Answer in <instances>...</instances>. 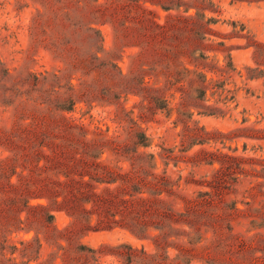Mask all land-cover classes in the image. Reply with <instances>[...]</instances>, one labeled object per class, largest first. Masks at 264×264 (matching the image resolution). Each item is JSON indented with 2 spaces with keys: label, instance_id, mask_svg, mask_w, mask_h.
Here are the masks:
<instances>
[{
  "label": "rangeland",
  "instance_id": "1",
  "mask_svg": "<svg viewBox=\"0 0 264 264\" xmlns=\"http://www.w3.org/2000/svg\"><path fill=\"white\" fill-rule=\"evenodd\" d=\"M89 140L150 171L98 187L134 204L89 229L0 184V264H264V0H0V182Z\"/></svg>",
  "mask_w": 264,
  "mask_h": 264
},
{
  "label": "trees",
  "instance_id": "2",
  "mask_svg": "<svg viewBox=\"0 0 264 264\" xmlns=\"http://www.w3.org/2000/svg\"><path fill=\"white\" fill-rule=\"evenodd\" d=\"M88 142L89 147L80 148L79 151L76 149L72 152L70 150L59 152L60 156H63L64 161L57 163L56 166L50 162L54 157L57 158V152L54 154H44L41 148L35 146L32 151L33 155H36L38 158L34 163L35 170L43 173L53 169V172L38 180L23 181V186L12 183L9 179L0 182V184L5 185L11 192L16 190L15 202H23V207L25 208L42 209L44 211L52 209L65 210L69 215L84 222L89 229L92 227L90 226L91 217L96 215L99 220L98 223L104 224L103 228H111L118 221L114 218L116 216L112 208L114 201L116 200L126 207L132 206L131 204H134L136 201V195L141 193L142 190L138 186H132L127 191L122 189V192L118 194V190H121L120 185H116L113 188L103 186L101 189H98L99 185L115 184L121 178L126 179L132 171L141 172L146 176H151V173L139 163L141 159H137L133 154L131 156H134L138 163L132 165L131 171L117 177L112 170H109L108 167L98 161L103 150L92 146L91 140ZM121 151L119 147L115 149L116 154L122 155L123 151ZM132 153H135V150ZM149 156L152 157V155ZM40 158H45L47 164H40ZM59 165L62 170H58L59 168L57 167ZM59 173L64 176L63 179L56 176ZM152 177L155 182L164 184L167 181V178L163 176L153 174ZM150 193L158 195L161 193V190H154ZM108 194L113 195L108 197ZM32 198H44L47 202L45 204H30L29 200ZM142 200L148 202V210H150L151 204L163 202L162 199L157 197L152 201L148 198H143ZM102 207H105L104 209H107L106 211H109V213L104 214L101 211ZM47 219L52 220L53 214L49 213ZM137 225H139L138 222Z\"/></svg>",
  "mask_w": 264,
  "mask_h": 264
}]
</instances>
